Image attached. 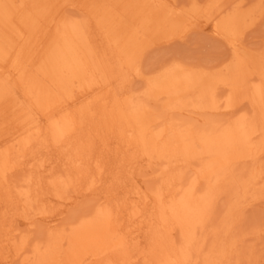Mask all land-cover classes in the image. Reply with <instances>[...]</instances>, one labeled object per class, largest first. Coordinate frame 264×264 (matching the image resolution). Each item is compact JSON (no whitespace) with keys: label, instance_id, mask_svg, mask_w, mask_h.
<instances>
[{"label":"bare ground","instance_id":"1","mask_svg":"<svg viewBox=\"0 0 264 264\" xmlns=\"http://www.w3.org/2000/svg\"><path fill=\"white\" fill-rule=\"evenodd\" d=\"M20 1L49 27L48 32H51L53 35L45 40L32 60L24 63L25 65L18 74L11 73L10 69L0 68V141L8 144L0 148V264H16L17 262L19 264H124V261L130 260L132 255H135L134 252L136 253L137 251H141L139 254L148 261V264H186L189 247H196L197 251V247L199 246L198 249L201 251L206 246L205 241H208V238H206L204 242L201 244L197 243L196 245L195 232L199 231L198 227H204L206 223L209 224L207 221H209L208 216L211 214H208V211L212 208L211 196L215 193H212L213 189H218L219 186L222 187V184H227L225 182L226 178L233 177L231 174L233 168L229 169V166L235 163V161L241 159L254 161L256 158L254 157L256 152L253 153V149H256L254 146L259 147L258 144L263 142L260 139H264V59L260 58L261 60H256L257 58H255L254 60L252 58L253 60H250V62H252L253 65H251L253 67L251 69L249 65V68L246 70L243 65L245 64L243 63L244 56L239 58L236 52L237 49L234 50L237 53L236 57L240 59L237 63H242L238 64L236 68H232L234 71H231L232 74L230 76L232 79L225 84L228 91L227 101L224 99L225 103H227L225 108L229 107L226 109L230 112L231 109L233 110L232 106L235 107L238 103H247L248 106L252 107L251 110L254 109L252 110L255 112L254 115L257 113L256 116H252L256 117L252 119L253 121L246 114L245 116H238L228 129L220 130V128H217L218 126H210L208 129V126H205L204 128L208 130L201 129L199 131L194 130L193 127H188L187 124H180L176 121L168 125H165L166 123L164 122L165 124L162 123L163 126L158 131L159 126L156 123L159 117L150 116V110L147 109L145 103H142V100H161L163 104V107L161 106L162 109L168 110V113L170 110L180 107H184L186 110L187 107H191V109L196 111L201 110V112L205 109L213 111L219 99H216L217 94L211 90L213 87L209 88L211 79H203V77L199 76L202 75V72L199 75L195 74L197 77L194 78L190 75L194 68L190 66L189 70L188 68H184L187 70L185 73L183 72L185 70H182V65H179L180 68L178 70L173 69L178 67L174 64L175 67L173 65L171 67L168 66L173 69L172 71L170 68H166L165 73L160 70L162 74L159 73L160 75H156L157 77L153 75L155 71L151 72L152 78H147L146 82H143L145 84H143L141 94H144L143 98L145 99H141V96L137 94L139 91L137 93L134 91V95H132L130 92L126 93L117 90L112 86L107 71L104 69L101 61L98 60V54L93 50V44H91L89 36L84 35L82 27L75 26L78 24L77 19L74 18L76 20V22L74 21L75 24L68 20L69 18L67 17L69 15L67 16L65 13H67L66 8L70 5L67 0ZM102 1L112 9V12L120 16L123 21L129 22L144 35L149 40L150 45H155L163 41V39L170 38L174 30L172 26L176 25L175 21L177 18L180 19L182 17L178 13H182V15L184 13L175 10L178 12L175 14V11H170V7L167 6L165 0H159V2L158 0ZM162 2L164 5H159ZM237 10L238 7L235 11ZM241 11L247 13V10L242 9ZM244 13H237L235 15L233 11L232 14L235 15L231 17L233 20L229 19V17L226 19L225 17V19L218 23L212 33L216 30L215 32L219 33V35L220 33L221 35L224 33L227 36L231 35L229 36L230 39L227 37L230 45L236 48L239 47L240 49V46L237 47V44H240L238 43L239 34L241 35L243 29L240 33L238 32L240 31L239 27L243 26L240 20L246 16ZM229 15L231 16V14ZM70 18L73 19L72 16ZM245 19L247 20V18ZM175 29L177 28L175 27ZM227 39L225 40L227 41ZM58 43L59 45L56 47L61 48L67 44V47H73L75 50H78L81 53V57L89 62V65L93 66L91 75L95 77L92 79L91 77L88 78L86 88L83 91L85 95L76 97L67 87L66 80L63 77L65 70L59 68L62 58L51 56V53L56 49L54 45ZM241 52L239 53L240 55ZM246 55L244 60L250 56ZM231 56L233 57L234 55L232 54ZM231 61H234V59L232 58V60L226 63L230 62L231 64ZM56 62L59 64V67L55 66ZM245 62L247 68V61ZM254 62L257 63L254 64ZM138 63L135 65L140 64ZM163 67L162 70L164 69ZM226 69L227 67L225 66L224 70ZM140 70V68H136L134 76L138 80H143L145 75ZM253 70L255 75L253 76L257 78L259 84L257 83L256 89H249L246 84L254 81H251V79L250 81H246L248 80L246 77H250L249 75L253 73ZM221 71L223 73L220 72V76L225 72ZM206 74L208 73H204V75ZM151 75L149 74V76ZM220 76L218 77L220 78ZM253 76L252 79L255 80ZM226 80L228 81L229 79ZM147 90L153 93L148 94ZM224 94L226 95V93ZM201 102L204 103L203 106H200L202 105ZM160 105L161 103L159 107ZM169 106H171L170 110ZM195 106L197 107L195 108ZM248 112L252 114L250 113L251 111ZM149 118H152V121ZM257 118L259 119L257 120L259 123L256 121ZM250 120L253 123L257 122L253 129H251L252 122ZM256 134H260V138ZM253 137H257V140L261 142H254L255 138ZM263 148L262 150H264ZM40 150L42 151L41 155L45 152L46 156L43 158L39 157V152L38 154L36 153ZM260 152H262L261 148ZM43 160L45 163L51 161V163L57 164L55 167H58L57 169L61 174L58 175V172L53 171V169L46 170L42 163ZM142 161L157 163L162 166V168L160 167L161 169L159 168L161 173H159L160 184L157 189L154 188L153 192L150 193L148 191L145 193L142 192L143 190L140 191L138 189L137 185H142L140 184L141 182L137 184L136 175L134 176L135 172L137 174L136 170H138V165ZM191 161L192 163L193 161H197L198 168L195 167L194 178L191 182H187V186L184 187L182 184L185 185L187 179H182L183 175L172 170V168H177L181 164H189L190 166L189 162ZM183 169L186 171L187 168ZM143 170H146V168ZM45 171H48L49 175L57 176V178L45 181L43 177ZM143 172H140L142 175L140 177L144 176L145 173L143 174ZM258 173L259 171L250 173L247 178L249 176L251 179L258 178ZM17 174L21 177L14 179V176H17ZM189 174L190 176L192 174L190 170L183 177L187 175L186 178H188ZM60 177H63L65 180H61ZM140 177L139 179H141ZM182 180L184 181L182 182ZM199 181L206 182L207 190H209V192L207 191L208 194L203 195L202 192V195H199L200 193L196 192V184ZM142 183L145 186L144 181ZM65 185L71 186L70 188L77 192L78 195L86 194L87 196L90 193L89 197H92L86 198H89V200H93V195H96V198L101 202V209L97 208L94 216H92L93 213L91 212V217L86 220L83 217V221L79 222V224L77 223L78 225H73L69 229L66 226L67 231L61 230L55 233L52 230L54 236L48 237L47 242H44V244H41V242L35 243L32 248V255H30L31 249L26 253L27 249L24 248H27L25 245L30 242L28 238L25 239V236L24 240L20 244H17L15 235L10 234L3 226H9L11 219H14L13 221L17 224H21L22 218L26 214L34 213V210L36 211L38 208H44L42 213L37 214L39 211L36 213V215L42 217L40 219L44 218L43 220H45L48 218L50 219L49 221L53 219L52 221L56 224L62 222V214L67 212L60 213L61 215L58 214L61 219V221L59 219V222L58 216H53L58 217L57 221H55L56 219L54 220L53 217H49V214H52L50 211L56 210L51 205V203H56L54 197H52V193L59 191L61 196L60 190L66 187ZM241 185L242 191H245L246 184L242 183ZM252 190H250L251 194ZM260 193L256 195L259 196V198H256L257 200L261 198ZM253 196L255 197V195ZM242 198L244 199V197ZM81 200H84V198ZM247 200L246 203L248 204ZM98 203H96L97 207ZM234 205L238 204L234 203ZM239 205L243 204L240 203ZM233 206L231 207L234 211L235 206ZM229 212H227V219L233 217V214L231 213L232 215H230ZM33 216L35 215L32 214L31 216L32 223H37V220L40 222L38 224L41 225L47 223L46 226L42 225L44 233H46L45 228L49 226V221L44 222L40 219L34 221L35 217L33 218ZM52 221L50 226L55 224ZM62 225L64 224L60 226L62 227ZM23 226L21 227L22 230L23 228H27ZM8 229L10 228L8 227ZM176 230L183 239L186 249L177 247L172 240L171 234L176 232ZM43 234H40L38 238H41ZM175 237L174 239H176ZM212 239L214 240L213 237ZM215 242L214 240L212 245L205 247L208 248V252H206V249V253L204 252L206 255L212 252L211 248L215 245ZM224 256L222 257L224 258ZM215 257L218 259L219 255H215ZM200 258L202 259L203 257ZM221 259L219 258L220 261H222ZM137 262L139 261L137 260ZM224 262L228 264L227 261ZM197 263L200 264L199 262ZM197 263L193 262V264Z\"/></svg>","mask_w":264,"mask_h":264},{"label":"rangeland","instance_id":"2","mask_svg":"<svg viewBox=\"0 0 264 264\" xmlns=\"http://www.w3.org/2000/svg\"><path fill=\"white\" fill-rule=\"evenodd\" d=\"M67 2L70 6H68L67 8L65 7L67 10H69V11L66 10L67 13H65V14H67V16L69 15L68 17L67 16L66 17L69 18L68 20H70L74 24L76 22L75 19H77L79 25L77 24L75 26L82 27L84 35L89 36L91 44H93L92 45L94 48L93 50H95L96 53L98 54L97 58H98V60L101 61L104 69L107 71L108 76H109L110 81H111V84L115 89L120 90V91H124L126 93L130 92V94H132V95H134V91H135V93H137L139 91L137 94L139 96H141V99H145V98H143L144 94H141V92L143 90L142 89L143 84H145L143 82H146L147 78L148 79L152 78L151 72L155 71L156 73L154 72V74L153 73L152 74L155 77H157L158 75L162 74V72L165 73L166 72L165 70L169 69L172 65H173V67H175V65L178 66L176 68H173L175 70L176 69L178 70L180 68L179 65L183 66L182 70L184 68H186V69L188 68V70H189L190 67H192V68H194L193 70L191 68V70L193 72H192V74H190L191 73V70H190V73H189L192 77L196 78L197 75H199V73L201 74V72H202V75H199V76L203 77V79H208V80L211 79V82L208 81L209 83H211L209 85V88H211V86L213 87V89H211V90H213L215 92V94H217L216 99H219V100H217V102L218 101L219 102L216 103V107L213 111L203 109L204 111H202V112L204 114L201 112V110H198L199 111L198 112L196 110L191 109V107L190 108L187 107V110L184 107H180L178 109L175 108L173 110H170L171 106L168 107L170 110L169 111L170 114H169L168 110L166 111V109H162L163 104H162L161 100H159V101L158 100H147V99L142 100L143 101L142 103H145L147 106V109L150 110L149 115L155 116L156 118L159 117L157 119L158 122L156 123V125L159 126L158 131L162 128L163 124L166 123L165 125H168L174 121L179 122L180 124H187L188 127H193V129L196 131H199L201 129L202 130H208L210 126H215V127L218 126L217 128H220V130L225 129V128L228 129L230 127V125L234 122V120H236L238 118V116L241 117V116H245L246 114L248 115V117L249 116L250 117L256 116L257 113L254 115L255 112L252 111L254 109L251 110L252 107L248 106L247 103H244V102L238 103L235 107L232 106L233 110L231 109L230 112L227 110L229 107H226L227 109L225 108V106H227L226 105L227 103H225V102L228 99V95H227L228 91H227L225 84L232 79L230 76L232 74L231 71H233V69L238 66L239 63H237V61L238 62L240 61L239 58L241 56H244V59H245L246 54H248L246 56L250 55L248 59L247 58H246V60L243 59V63H245L243 65H244L246 70L249 68V65L251 66V69L253 67L252 66L253 64H252V62H250V60H253V59L255 60V58H257L256 60L264 59V52H263L264 51V0H240V1L239 0H165L167 6L170 7L169 8L170 11L178 10V12H184L182 15V13H178L177 11H175L176 12L175 14L178 13L179 16H182L183 18L180 17V19L179 18L176 19V21H175L176 25L172 26V28H174V30L171 33L170 38L163 39V41H160L158 43L155 42V43H157L155 45H150L149 40L146 39V37L144 35H142L138 30H136L135 27H133L129 22L123 21L120 16H118L116 13L112 12V9L110 7H108L102 0H67ZM158 2H159V0H158ZM162 4H163V2L159 5H162ZM193 4H194V6H193ZM237 7H238V10L235 11V9H237ZM171 8H172V10H171ZM241 8L243 10H247L246 11L247 13H244L245 11L242 12ZM249 9H251V10H249ZM179 10H181V11H179ZM229 10H231L230 13H229ZM233 11H234L235 15L237 13H240V14L244 13V15L246 14V16H244L240 20V22L243 24L244 27L242 25L241 26L239 25L240 31L238 32V30H237L238 33H240L242 29L244 30V32L242 30L241 35L239 34L240 37H239L238 43H240L241 45L237 44V47L240 46V49H239V47L236 48L235 46L230 45V42L228 39H230L229 36H231V35L227 36L223 32L224 33V34L222 33L223 35H221V33H220V35L223 36V37H221L219 35V33L217 34L215 32L216 30L212 33V31L215 29V27L218 25V23H220L223 19H225V17H226V19H228V17H229V19H231V17H233V15H234V14H232ZM229 14H231V16ZM240 14H238V15H240ZM247 15H249L250 17L249 16L247 17ZM71 16L73 17V19L74 18L75 19L74 20L71 19L70 18ZM181 18H182L183 22H181L182 21ZM239 18H241V17H239ZM245 18H247V20ZM178 19H179V21H177ZM231 20H233V19H231ZM243 21H245V22H243ZM241 23H239V24H241ZM175 27L177 29H175ZM48 30H49V27L47 25H45L44 22H42V20L38 16H36L31 11H29L21 3L20 0H0V68L10 69L11 73H13L15 75L18 74V72H20L21 68L25 65L24 63H28V61L32 60V58L35 56L38 49L41 48V46L43 45L45 40H47L51 35H53L51 32H48ZM238 33H237V36H238ZM173 34H174V36H173ZM227 37H228V39H227ZM225 39H227V41ZM58 45H59V43L57 45H54L55 46L54 48H56V49L54 50V48H53L54 52L51 53V56L61 57L62 61L60 62V65H61L60 67H59V64L57 62L55 63V66L59 67V68H63L65 70L63 77L66 80V85L71 90V92L76 95V97L85 95L83 91L86 88V82H88V78L91 77V79H92L93 77H95L94 75H93V77L91 75L92 74L91 69L93 66L89 65L88 64L89 62H87L84 58L81 57V53L78 50H75L73 47H69V46L67 47V44L61 48L56 47ZM241 49H243V50H241ZM234 50H236V52L238 54ZM231 51H233V52H231ZM230 52L235 57L234 56L232 57L231 56L232 54ZM240 52H241V55L239 54ZM243 52H244V55H243ZM236 54L239 58L236 57ZM230 56L234 59V61H231V64H230V62H228V64H227L226 63L227 61L232 60V58ZM236 59H238V60H236ZM245 61H247V66H248L247 68H246V62ZM248 62H250V64H248ZM137 63L141 66L139 67V65H135ZM255 63H257V62H254V64ZM163 65H165V67H163ZM224 65L227 67V69H226L227 71L224 70V67H225ZM159 66L160 67L162 66L164 69L162 70V67L160 69ZM168 66H170V67H168ZM136 68H140L141 69L140 72L145 75L144 76L145 78L143 80H141V79L138 80V78H136L134 76L135 75L134 70ZM173 69L170 68L171 71ZM206 70H207V72H206ZM221 70H223L225 72L223 75L220 76V72H222ZM186 71L187 70H185L183 72L186 73ZM148 72H150V73H148ZM194 72H196V73H194ZM204 73H208L209 76H208V74H206L207 76L204 75ZM149 74L151 76H149ZM195 74H197V75L195 76ZM248 74H250V73H248ZM253 75H254V70H253V73L249 75L250 77H246V79L248 78V80H246V81H250V79H251V81H254L252 83L249 82V84H246L247 88H249V89L250 88L254 89L259 84L257 81V78H255L254 77L255 75L254 76ZM204 76H206V77H204ZM218 76H220V78ZM252 76H253V78H255V80L252 79ZM224 77H226V78H224ZM226 79H229V80L227 81ZM212 80H213V83H212ZM249 85H250V87H249ZM221 89H222V91H220ZM148 91L149 90H147V92ZM151 92L152 91L148 92V94H150ZM224 93H226V95ZM225 96H226V98H225ZM150 99H152V97H150ZM223 100H224V102H223ZM160 103H161V105L159 107ZM222 103H223V105H222ZM201 104L202 105H200V106L204 105L203 102H201ZM196 107L197 106H195V108ZM178 111H179V113H178ZM248 111H251L250 113H252V114H249ZM190 112H192L193 114ZM220 116H222V117H220ZM250 117H249V119H251V120L253 118L254 119L256 118V117H252V118H250ZM163 118H165V119H163ZM149 119H150V121H152V118H149ZM195 119H196V121H195ZM171 120H173V121H171ZM224 120H225V122H224ZM257 120H259V119L257 118L256 121ZM256 121L254 123L252 122L251 129H253L255 127L256 123L258 122V121L257 122ZM154 125H155V123H154ZM205 126L206 127L208 126L207 127L208 129L204 128ZM218 132H220V131H218ZM256 136H259V138H260V134L259 135L256 134ZM253 138H255V137H253ZM257 139L258 138L256 137L254 142H256V143L261 142V141H263V142L258 144L259 147L254 146V147H256V149L255 148L253 149V153L256 152V154L254 155V157H256L255 160L250 161L248 159L247 160L241 159V160L235 161V163L232 164L233 166L232 165L229 166V169L233 168L231 170V174L233 177H230V178L228 177L229 179L226 178L227 181L225 180V182L227 184L224 183V184H222V187L219 186L218 189L216 188V189H213V191H212V193H214V192L215 193L213 194V196H211V199H212L211 207L212 208H210V210L208 211V214H211V215L208 216V214H207V216L209 217V221H207V222H209V224L206 223V225L208 224L207 226L205 225L206 227L201 226V227L197 228L199 230L198 231L199 233L201 231L200 235L197 231L195 232V237L197 239L196 245H197V243L201 244L202 242H204L206 238H208V241L207 240L205 241L206 246H210L213 244L214 240L216 241L215 245H214L216 247L212 246V248H211L212 252L211 251H210L211 253L209 252L211 254V256H210V254L209 255L205 254L206 252H208V248H205L206 246H204L203 247L204 249L201 251H200V249H198L199 246L197 247V251L195 249L196 247L193 248L191 246L188 249V260H187L188 262L186 261V264L187 263L193 264V262L194 263L199 262L200 264H206V262H207V264H211V263L212 264H219V263L221 264L223 262L225 264L226 262H224V261H227L228 264H233V263L234 264H249V263L250 264H264V199H263L264 198V150H262V148L264 146V139H260L261 141L260 140L258 141ZM0 143H2V142L0 141ZM7 145L8 144H5L3 142L0 145V148H1V146L3 147V146H7ZM260 148H261L262 152H260ZM258 151H259V153H257ZM38 152H39V154H38ZM36 153L39 155V157L41 156L40 158H43L44 156H46L45 152H43V155H41V153H42L41 150L37 151ZM247 161H248V163H247ZM42 163L44 164L46 170L47 169H53V171L55 170L58 172V175L61 174V172L58 171V169H57L58 167L57 168L55 167L57 164L55 165V164L51 163V161L45 163L44 160L42 161ZM189 163H190V166L192 165L191 167L189 166V164H184V165L181 164L177 168H172V170H175V171L181 173V175H183V176L186 172H189V170H190V173H192L191 176H190V174L188 175V178H186L187 175L185 177L182 176V179L183 178H184V180L187 179L185 185L182 184L184 187H186L187 184L189 182H191V180L194 178L195 170H196V168H198L197 167L198 166L197 161H193V163L191 161ZM156 164L157 163H152V162L147 163V161L146 162L142 161L138 165V170H136L137 174L135 172L134 176L136 175L135 178L137 180V184L141 182L140 184L143 186L142 182L144 181V185H145L143 187L140 185H137L138 189L140 191L143 190L142 192L146 193V191H148V193H150V192H153L154 188L157 189V187L159 186V184H160L159 176L161 174L159 170L162 168V166H160L159 164H157V165ZM259 165H261V166H259ZM49 166H51V167L49 168ZM155 166H157V167H155ZM185 167L187 168L186 171H185V169H183ZM260 167H261V169H260ZM145 168H146V170H143ZM149 170H150V172H149ZM152 170L153 171L156 170V171L153 172ZM255 171L256 172L259 171V173H258L259 179L258 178L251 179L250 176H249V178H247L248 175H250V173H256ZM46 172H47V176H46ZM140 172L141 173L143 172V174L145 173L143 177H140V176H142ZM260 173H262V174L260 175ZM241 174L243 175V177ZM18 175L19 174H17V176L15 175L14 179H18L21 177ZM54 176L55 175H49L48 171H45L43 173V177H44L45 181H50L52 178H57V176H55V177ZM138 176L141 179H139ZM153 177H155V178H153ZM190 177H191V179H190ZM235 177H236V179H235ZM60 179L65 180V179H63V177H60ZM188 179H190V180L188 181ZM184 180H182V182ZM155 181H157V182H155ZM252 182H253V184L251 185ZM150 183H152L151 184L152 186L150 185ZM204 183H205V185H204ZM242 183L246 184V188L248 187L247 189L244 188L245 191L243 190L244 193L246 192L247 195L244 194L242 191V185H241ZM200 184L202 185L201 187H200ZM196 185H197L196 186V192H199L200 193L199 195H202V192H203V195L206 193L208 194L209 190H207L208 188H207L206 182L199 181ZM65 186L66 187H63V189L60 190V192L62 193L61 196H60L59 191L56 193L54 191L52 193V197H54L56 203L55 204L51 203V205H53L56 210L55 211L52 210L53 212L50 211V213H52V214H49V217L50 216L53 217V216H58V214H60V213L62 214L64 212H67V213L62 214L63 216L65 215L64 218H63V216L61 217L62 222H59L60 216H58L59 218L53 217L54 220L56 219L55 221H57V218H58V222L61 224H64V225H62V227L60 226L61 224H59V223L56 224L54 221H52L53 219H51L52 223L54 222L55 224H52L51 225L52 228H50L51 227L50 226L51 221H49L50 219L47 218V219L43 220L44 218L40 219L42 217H39L38 215H36V213L38 211L39 212L37 214H40V213H42V210L44 209V208L42 209V208H38V207H35L38 209L36 211L34 210V213L33 212L29 213V215L24 213L27 216L25 215L22 218L21 224H17L16 222L13 221L14 219H11L9 226L7 225L8 224L7 222H6L7 226L6 227H5V225L3 226L5 229H7L10 232V234L15 235V238L17 239V242H18L17 244H20V242H22L24 240L25 236H26L25 239L28 238V241H30L31 243L28 242L25 245V247L27 246V248H24V249H27V251L25 250L26 253H28L30 251L29 249H31V251L33 250L32 248H33V245L35 243L41 242V244H44V242H47L48 237H50L51 235L54 236L53 235L54 233L52 234V230H53V232L55 231V233L60 232L61 230L67 231L70 227H73V225L74 226L78 225L79 222L83 221V217H84V220H86V219L91 217V212L93 213L92 216H94L95 212L97 211V208L101 209V207H100L101 202L99 201L98 198H96L97 197L96 195H93L94 196L93 200H91V199L89 200V198L92 197V196L89 197L90 193L87 194V196H86V194L78 195L77 192H75L74 190H72V188H70L71 186H69V185H65ZM252 186H253V188H252ZM139 187H141V188H139ZM250 190H252L251 191L252 194L250 193ZM218 191H219V193H218ZM67 193H68V196H67ZM248 193L250 196L248 195ZM258 193H260L259 195L261 197L259 200L256 199V198H259V196H256ZM215 194H217V195H215ZM241 194H243V196H241ZM253 195H255V197ZM73 196H75V197H73ZM215 196H216V198H215ZM251 196H253V197H251ZM56 197H60V198H56ZM87 197H89V198L86 199ZM242 197H244V199ZM83 198H84V200H81ZM236 198H238V199H236ZM96 199H98V200L96 201ZM245 199L246 200L249 199V200H247V202H249L248 204L246 203ZM216 200H218V201H216ZM214 201H216V202H214ZM236 201H237V203H236ZM75 203H76V205L74 206ZM96 203H98V207H97ZM234 203L238 204V205L241 203L243 205H239V206L236 205L235 206ZM244 203H246V204H244ZM230 205L235 206V207L233 206L234 211L232 210V207ZM95 206H96V208H95ZM63 207L64 208L66 207L67 209L69 207L70 208L68 210L65 208V211H64ZM238 207H239V209H237ZM240 207H242V208H240ZM228 211H230L229 212L230 215L233 214V217L231 219L230 218L227 219V212ZM54 212H55V214H54ZM32 214L35 215V216H33V218L35 217L34 221H36L37 219L43 220L44 222L49 221L48 222L49 226H47L45 228L46 233H44V229H43L42 225L46 226L47 223L46 224L44 223L41 225V224H38L40 222H39V220H37V223L33 222L34 223L33 224L31 222V221H33V220H31ZM86 214L88 217L86 216ZM224 215H225V217H224ZM61 219H60V221H61ZM211 220H213V221H211ZM74 221H75V223H74ZM30 223L32 226L29 225ZM41 223H43V222H41ZM58 224H59V226L57 227ZM22 226L27 227V228L26 229L23 228V230L25 229L23 231L21 228ZM66 226L68 228L67 230H66ZM209 226H210V229L208 230ZM231 226H232V228H231ZM8 227L10 229H8ZM18 227H20V228L17 229ZM57 228H58V230H57ZM203 229H205V231H203ZM31 230H33V231H31ZM46 230L48 231V233L50 235L47 233ZM216 230H218V231H216ZM25 231H26V233H25ZM214 231H215V233H213ZM176 232H177V230H176ZM176 232H174L175 235H174V233L171 234L172 240L175 242V245L177 247H180L181 249H186L184 241L180 237L179 232H177V233ZM212 233H213V235H212ZM40 234H43V235H41L42 236L41 238H43L44 240L41 238H38L40 236ZM177 234H178V236H177ZM205 234H206V236H208V235L209 236L206 237ZM214 235H216V236H214ZM19 236H21V237H19ZM31 236H33L34 238ZM174 237L176 239H174ZM203 237H205V238H203ZM212 237L214 238V240L212 239ZM32 238H33V240H32ZM176 241H177V244H176ZM199 241H201V242H199ZM182 242H183V244H182ZM225 242H227V243H225ZM223 243H224V245H223ZM29 244H31V245H29ZM28 245H29V247H28ZM228 246H230V247H228ZM213 248H215L214 249L215 251L213 250ZM232 248H233V250H232ZM205 249H206V252H205ZM228 249L230 250V253H229ZM223 250L226 252L227 256ZM201 252L203 254H199ZM139 253H141V251H137L136 253L134 252L135 255H132L133 254L132 253L131 254L132 257L131 258L129 257L130 260L129 259L125 260L124 264H130V261H131V264L132 263L135 264L137 262V260L139 261V262H137V264H148V261L144 257H142V255H140ZM32 254H33V251L30 253V255H32ZM215 255H217V256L219 255L218 259H217V257H215ZM230 255H232V256H230ZM222 256H224V258ZM197 257H198V259H197ZM200 257H203V258L201 259ZM214 257H215V259H214ZM219 258L220 259L222 258L221 259L222 261H220ZM227 258H228V260H227ZM194 260H196V261H194ZM210 260H211V262H209ZM14 261H15V259H14ZM128 261H129V263H128ZM14 263H16V262H14ZM16 264H19V262H17Z\"/></svg>","mask_w":264,"mask_h":264}]
</instances>
